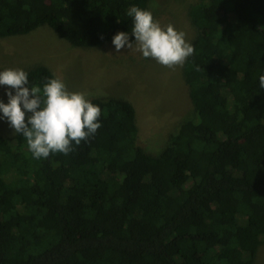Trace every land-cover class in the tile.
<instances>
[{
    "label": "trees",
    "instance_id": "1",
    "mask_svg": "<svg viewBox=\"0 0 264 264\" xmlns=\"http://www.w3.org/2000/svg\"><path fill=\"white\" fill-rule=\"evenodd\" d=\"M150 0H0V39L47 26L74 48L129 33ZM181 66L194 119L156 154L133 104L91 95L101 127L68 155L36 159L0 136V264H254L264 236V0H190ZM102 37V38H101ZM30 86L57 77L44 62ZM199 68V70H197ZM29 114V113H28Z\"/></svg>",
    "mask_w": 264,
    "mask_h": 264
},
{
    "label": "rangeland",
    "instance_id": "2",
    "mask_svg": "<svg viewBox=\"0 0 264 264\" xmlns=\"http://www.w3.org/2000/svg\"><path fill=\"white\" fill-rule=\"evenodd\" d=\"M189 3L190 0H150L149 9L161 25L171 23L190 42L195 29L187 16ZM34 60L46 63L71 91L83 92L86 97L129 100L139 127L137 142L147 152L159 153L182 120L195 118L181 66L170 69L127 47L117 53L112 41L96 49L74 48L47 26L27 35L0 39V71L26 70ZM8 90L9 86L0 85V100L4 103H8ZM13 134L7 120L0 119V136ZM261 239L254 264H264V236Z\"/></svg>",
    "mask_w": 264,
    "mask_h": 264
},
{
    "label": "clouds",
    "instance_id": "3",
    "mask_svg": "<svg viewBox=\"0 0 264 264\" xmlns=\"http://www.w3.org/2000/svg\"><path fill=\"white\" fill-rule=\"evenodd\" d=\"M126 14L132 18L135 40H130L128 32H117L112 40L117 53L127 47L170 69L183 66L194 53L186 34L171 23L161 25L150 9L132 5ZM0 85L9 86L8 103L0 100V119H6L14 134L25 138L36 159L53 153L68 155L74 145L87 141L102 126L101 108L83 92L69 90L59 77L48 78L42 87L30 86L25 70L6 68L0 71ZM259 86L264 89V75L259 77Z\"/></svg>",
    "mask_w": 264,
    "mask_h": 264
}]
</instances>
